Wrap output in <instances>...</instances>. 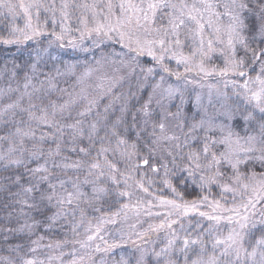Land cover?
Instances as JSON below:
<instances>
[{"label": "snow or ice", "instance_id": "1", "mask_svg": "<svg viewBox=\"0 0 264 264\" xmlns=\"http://www.w3.org/2000/svg\"><path fill=\"white\" fill-rule=\"evenodd\" d=\"M17 7L0 43L36 45L0 88V240L27 238L18 264H264V0H0ZM54 47L100 55L77 75ZM192 72L224 78L195 114Z\"/></svg>", "mask_w": 264, "mask_h": 264}, {"label": "rangeland", "instance_id": "2", "mask_svg": "<svg viewBox=\"0 0 264 264\" xmlns=\"http://www.w3.org/2000/svg\"><path fill=\"white\" fill-rule=\"evenodd\" d=\"M10 2L12 4L18 5L20 0H10ZM27 2H28V0H25V3H27ZM77 2H79V0H77ZM15 11L17 13V15L15 16V19H13L12 14L8 13L7 11L3 12L4 15H6V17L9 18V21H11L13 23V26L18 21H22L24 23V16H23L22 10L19 9V7H17L15 9ZM42 19H43V15H42ZM73 26H75V19L73 20ZM10 31H11V29H10ZM88 46L89 45L86 43L85 47H88ZM52 53H53V55H60L62 57V60H64V61L70 60L73 63H76L77 67L75 68V72L77 75H79L80 73H82L85 70L86 63L90 64L92 62L93 56H95L97 59L99 58L100 50H96V52L93 53V52H81L79 50L73 51L67 47L65 49H57L54 47L52 49ZM51 64H52V62H51ZM208 66L209 67L215 66L217 68H222L224 66L223 60H222V58L214 57ZM57 67H59L61 69V71H64L63 64L57 63ZM171 67H173L175 69L176 66H175V64H172ZM178 70L182 72L183 68H180ZM45 71H47V69H45ZM1 74L2 73L0 72V88H5L4 86H2L3 80L1 79ZM187 79L191 80V81H195L194 83L188 84L186 87V99H188L190 97L189 102L186 105V111L189 112L190 114H195L197 111L196 105H195V97L197 94L203 95L206 98L207 94L209 92V87H208L209 85H214L216 88H220V89H223V87H224L223 83H222L224 78L218 77L216 75H213V76L208 77L207 79H204V78H202L201 75H197L196 72H192V73H189L187 75ZM59 81H60V87H69V84L75 83V77H73V76H62V77H59ZM65 81H67L68 83H65ZM11 82L12 81H10V83ZM168 82L169 83H177V81L175 80V77L169 78ZM180 83H183V80H181ZM87 84L92 86L89 88V91H92V88H94V86H95V77L90 78L87 81ZM78 90H79V86H77V91ZM224 90L227 91L229 93V96L232 97V101H234L236 103H242L241 100H239L237 97L233 96V90H232L231 86H229L227 89H224ZM53 99H55V96H53ZM5 102H7V101H5ZM213 111L214 110L212 108H209L210 113H212ZM225 198L227 200H229L227 202L230 205L231 200L229 198L232 199V196L230 194H228V195H226ZM160 238L161 239L157 245V248L159 247V244L162 243L163 233L160 234ZM151 239L156 240V237L152 236ZM49 241H55V240L47 238L45 243H47ZM45 251H48V250H45ZM24 254L25 253H14V252L10 251V249L8 247L5 248L4 251H2V249L0 248V264H7L8 260L16 261L18 264L19 256H22ZM49 254L55 255V254H57V252H56V250H53ZM40 255L43 258L44 253H40ZM54 264H55V262H54ZM149 264H151V262H149Z\"/></svg>", "mask_w": 264, "mask_h": 264}, {"label": "trees", "instance_id": "3", "mask_svg": "<svg viewBox=\"0 0 264 264\" xmlns=\"http://www.w3.org/2000/svg\"><path fill=\"white\" fill-rule=\"evenodd\" d=\"M3 12H6L5 9H0V38H10V29L13 27V23L9 21V18L4 15ZM15 26L17 27H23L24 23L22 21L16 22ZM43 45L47 46V41L43 40ZM36 47V45L32 42H29L25 46H17V45H6L3 43H0V72L1 79L3 80L2 86L7 87V85L10 83V70L12 66V60L13 58H16L17 63H20L23 59L27 57V50ZM19 48V50H18ZM56 50V49H55ZM8 65V70H5L4 65ZM51 61L49 62V68H51L52 64ZM146 96V93L144 94ZM143 98V97H142ZM135 103V102H134ZM130 138H134V133L129 132L128 133ZM75 159V157H73ZM6 173H3L0 171V176L5 175ZM162 178H163V172L160 173L159 176L155 177L156 185H155V191L159 195H163L167 198H172L171 193L167 188H165L162 184ZM175 183V181H173ZM180 191H184L183 188H179ZM198 191L197 188L194 186H188L187 192H185V198L186 199H192L195 193ZM219 192L220 190L218 188L213 187L212 189V197L219 199ZM226 199V198H225ZM231 201L232 199L229 198ZM227 200V199H226ZM7 201V194L0 192V208H2V204ZM229 201V200H227ZM4 219V212L0 210V223H3ZM15 226V225H13ZM46 237L52 240L61 239V230L59 228L54 229L52 233H45ZM34 238V237H33ZM23 243L25 245V251H27L28 246V240L25 236L22 234L12 238L8 243L3 242L0 240V248L2 251H4L5 248H9L11 245ZM25 253V252H20ZM2 254V253H1Z\"/></svg>", "mask_w": 264, "mask_h": 264}]
</instances>
